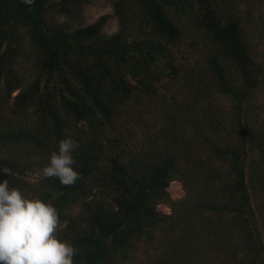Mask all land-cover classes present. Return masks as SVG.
Returning <instances> with one entry per match:
<instances>
[{"label":"trees","instance_id":"trees-1","mask_svg":"<svg viewBox=\"0 0 264 264\" xmlns=\"http://www.w3.org/2000/svg\"><path fill=\"white\" fill-rule=\"evenodd\" d=\"M109 1L105 36V16L57 20L87 0H0V180L56 207L75 264H264V128L247 109L260 70L240 1ZM185 42L191 66L177 63ZM144 99L162 115L134 153L117 122L137 125ZM64 138L79 143L73 186L40 171Z\"/></svg>","mask_w":264,"mask_h":264},{"label":"clouds","instance_id":"clouds-1","mask_svg":"<svg viewBox=\"0 0 264 264\" xmlns=\"http://www.w3.org/2000/svg\"><path fill=\"white\" fill-rule=\"evenodd\" d=\"M32 6L35 0H21ZM79 143L72 138L59 140L58 149L50 153L41 168L44 178H56L64 186L82 179L75 169L73 152ZM36 163L40 157L34 158ZM7 173L8 169H2ZM61 228L58 210L39 196L26 197L19 188L0 180V264H75L79 250L58 238Z\"/></svg>","mask_w":264,"mask_h":264},{"label":"rangeland","instance_id":"rangeland-1","mask_svg":"<svg viewBox=\"0 0 264 264\" xmlns=\"http://www.w3.org/2000/svg\"><path fill=\"white\" fill-rule=\"evenodd\" d=\"M239 1L240 3L236 6L237 9L235 10L236 16L245 29L247 38H250L253 42L255 50L253 59L255 65L260 70V75L258 77L260 85L258 86L257 92L249 100L247 109H250L252 117L256 120V126H262L264 128V0ZM101 16L106 17V21L100 29L101 34L108 36L115 33L117 30V21L113 15L109 0H87V3L83 4L79 12L74 13L72 18L59 17L57 20L65 23L70 29H78L92 24ZM193 39L194 38H191V40ZM199 57L198 50H195L188 42H185L176 53L177 63L189 64L190 66L199 60ZM23 66L28 70L29 66L26 62ZM178 89L179 86L176 85L168 90H161L158 92L157 98H159L162 104L165 101L167 104H170L171 100H180L183 94L180 92L178 93ZM170 92H172L173 95H171ZM12 95L14 94H11V96ZM217 103L227 109L226 106L228 105V101L226 102L225 99H221ZM142 105L143 110L141 109L140 122L137 125H129L125 122L126 119L122 121L123 124L117 122L118 133L129 138L134 153L138 152L140 143L145 139L148 128L158 125L156 120L162 115L158 114V117H155L153 112L151 113L150 106L153 105L150 103V100L144 99ZM166 192L171 201H177L184 195L181 185L177 182H170L166 188ZM157 210L165 215L170 214V209L166 205L158 206ZM151 254L152 253H150V255ZM139 259V262L135 264H145L144 258L140 257V255Z\"/></svg>","mask_w":264,"mask_h":264}]
</instances>
